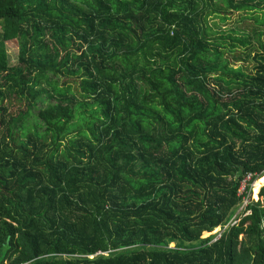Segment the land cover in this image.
<instances>
[{
    "label": "trees",
    "instance_id": "1",
    "mask_svg": "<svg viewBox=\"0 0 264 264\" xmlns=\"http://www.w3.org/2000/svg\"><path fill=\"white\" fill-rule=\"evenodd\" d=\"M260 25L264 0H0V264H264Z\"/></svg>",
    "mask_w": 264,
    "mask_h": 264
},
{
    "label": "rangeland",
    "instance_id": "2",
    "mask_svg": "<svg viewBox=\"0 0 264 264\" xmlns=\"http://www.w3.org/2000/svg\"><path fill=\"white\" fill-rule=\"evenodd\" d=\"M247 19L248 20V23L251 24V22H254L255 18L254 17H251V15L248 13L247 14ZM218 22V19H214ZM233 20V21H232ZM232 20H228L225 24L223 22H220V24H222V27L224 28H232L234 27V23H236V20H239V22H243L245 21L244 20V16L243 15H239L238 16V13H236L235 15L232 16ZM261 27H264L263 25H260ZM7 45V53H8V56H9V60L11 63H15L16 62V56H17V51H18V42L17 40H9L7 41L6 43ZM264 185V181L262 182V184L260 185V187L258 188V191L256 194H253V189L251 190V199L254 200V201H258L261 205H264V199L260 198L258 196V193H259V190L260 188ZM254 188V187H253ZM244 209V206H241V208L239 209V211H242ZM238 212V211H237ZM236 212V214H237ZM238 221V220H237ZM217 230H215L214 232L212 233H216ZM207 235V234H206Z\"/></svg>",
    "mask_w": 264,
    "mask_h": 264
},
{
    "label": "built area",
    "instance_id": "3",
    "mask_svg": "<svg viewBox=\"0 0 264 264\" xmlns=\"http://www.w3.org/2000/svg\"><path fill=\"white\" fill-rule=\"evenodd\" d=\"M261 177L257 176L256 178H254L252 174H246L240 180L238 186V194L243 198L244 207H246L249 201L251 200V190L255 186L256 181L259 180ZM248 189L250 190V193L248 192Z\"/></svg>",
    "mask_w": 264,
    "mask_h": 264
},
{
    "label": "bare ground",
    "instance_id": "4",
    "mask_svg": "<svg viewBox=\"0 0 264 264\" xmlns=\"http://www.w3.org/2000/svg\"><path fill=\"white\" fill-rule=\"evenodd\" d=\"M257 184H258V180L256 181L255 186H257ZM255 186H254V187H255ZM253 189H254V188H253Z\"/></svg>",
    "mask_w": 264,
    "mask_h": 264
}]
</instances>
